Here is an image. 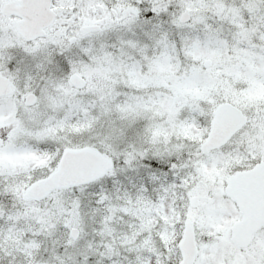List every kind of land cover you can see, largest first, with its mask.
<instances>
[{
  "label": "snow or ice",
  "instance_id": "6c2138e0",
  "mask_svg": "<svg viewBox=\"0 0 264 264\" xmlns=\"http://www.w3.org/2000/svg\"><path fill=\"white\" fill-rule=\"evenodd\" d=\"M0 264H264V0H0Z\"/></svg>",
  "mask_w": 264,
  "mask_h": 264
}]
</instances>
